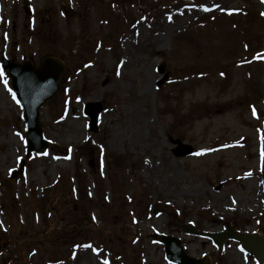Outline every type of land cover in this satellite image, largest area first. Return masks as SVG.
I'll return each mask as SVG.
<instances>
[{"label":"rangeland","instance_id":"obj_1","mask_svg":"<svg viewBox=\"0 0 264 264\" xmlns=\"http://www.w3.org/2000/svg\"><path fill=\"white\" fill-rule=\"evenodd\" d=\"M1 55L65 71L40 109L48 150L28 156L0 61V264H169L162 235L210 264H259L181 226L264 235L262 0H0Z\"/></svg>","mask_w":264,"mask_h":264},{"label":"water","instance_id":"obj_2","mask_svg":"<svg viewBox=\"0 0 264 264\" xmlns=\"http://www.w3.org/2000/svg\"><path fill=\"white\" fill-rule=\"evenodd\" d=\"M4 71L11 78L14 91L21 103L26 118V131L28 135V150L44 152L48 148V142L43 137L39 120L40 108L51 100L59 91V77L64 72L63 63L56 58L45 59L39 68L32 62L25 61L18 64L2 57ZM165 67L161 69L164 73ZM161 81L159 85L163 84ZM102 107L98 103H89L85 107V113L91 118V130L97 131L98 118ZM192 152L189 146L180 145L175 151L176 156H187ZM24 164V162L22 163ZM25 167L14 174L18 176L24 173ZM183 232L210 238L218 249H221L225 240L234 239L242 243L244 249L257 257L260 263L264 261V237L257 234L240 233L230 230L226 233H205L197 231L192 225H184ZM0 238V253L2 250ZM159 241L165 245L167 260L172 264H206L201 260L186 255L181 247V242L171 236H161Z\"/></svg>","mask_w":264,"mask_h":264},{"label":"trees","instance_id":"obj_3","mask_svg":"<svg viewBox=\"0 0 264 264\" xmlns=\"http://www.w3.org/2000/svg\"><path fill=\"white\" fill-rule=\"evenodd\" d=\"M115 160H117L120 164L126 162V159L124 157L115 158Z\"/></svg>","mask_w":264,"mask_h":264},{"label":"snow or ice","instance_id":"obj_4","mask_svg":"<svg viewBox=\"0 0 264 264\" xmlns=\"http://www.w3.org/2000/svg\"><path fill=\"white\" fill-rule=\"evenodd\" d=\"M262 2H264V0H262ZM0 75H2V72H0ZM105 264H107V262H105Z\"/></svg>","mask_w":264,"mask_h":264}]
</instances>
